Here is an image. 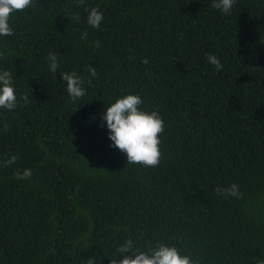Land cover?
I'll return each instance as SVG.
<instances>
[{
  "label": "trees",
  "instance_id": "1",
  "mask_svg": "<svg viewBox=\"0 0 264 264\" xmlns=\"http://www.w3.org/2000/svg\"><path fill=\"white\" fill-rule=\"evenodd\" d=\"M211 3L34 0L12 13L14 34L0 36L18 100L0 108V264H110L126 239L197 264H264V0L227 15ZM85 7L103 13L99 28ZM73 71L86 92L75 101L60 75ZM128 94L164 121L156 167L127 164L101 126ZM23 169L31 179L15 178ZM233 183L242 198L216 193Z\"/></svg>",
  "mask_w": 264,
  "mask_h": 264
},
{
  "label": "clouds",
  "instance_id": "2",
  "mask_svg": "<svg viewBox=\"0 0 264 264\" xmlns=\"http://www.w3.org/2000/svg\"><path fill=\"white\" fill-rule=\"evenodd\" d=\"M34 0H0V36L13 35V29L9 25V19L14 12H23L33 4ZM84 5V0H79ZM237 0H212L211 7L221 11L223 14H230ZM87 12V23L92 28H99L104 16L98 7H85ZM79 20V15L73 17ZM87 38V32L81 34V39ZM95 47L99 48L97 41ZM208 62L218 70L223 68L219 59L211 54L206 56ZM49 70L56 73L59 67L56 53L48 54ZM143 63H147L144 60ZM88 71L91 76L97 75L96 69L89 65ZM61 79L66 82L67 93L72 101L83 97L86 92L83 87L85 81L76 72L61 73ZM24 104H28V97L22 96ZM143 103L139 95L128 94L117 98L114 103L107 105L102 112V124L106 122L109 130L108 139L112 141L110 147L116 148L125 154L127 164H140L144 167H156L160 163V135L164 132V121L157 111L146 112L140 109ZM18 100L13 87V74L11 71H0V108L9 111L17 107ZM4 130L9 129L7 123ZM16 156H11L3 161V166L8 167L16 163ZM18 180L31 179L30 169L18 170L14 173ZM218 195L224 197L242 198L239 186L235 183L227 188L217 187ZM130 253L131 255H125ZM117 256L122 259L117 260ZM87 264H97L95 257L87 258ZM110 264H197L191 255H181L175 246H168L164 243H157L150 246L147 251H142L134 246L132 239H126L117 249L116 254L110 259Z\"/></svg>",
  "mask_w": 264,
  "mask_h": 264
}]
</instances>
